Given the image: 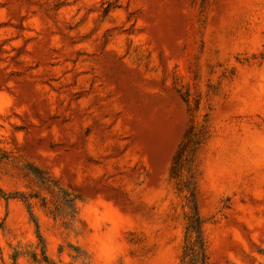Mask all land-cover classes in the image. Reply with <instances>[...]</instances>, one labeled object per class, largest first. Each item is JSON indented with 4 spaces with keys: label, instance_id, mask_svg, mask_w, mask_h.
I'll return each mask as SVG.
<instances>
[{
    "label": "rangeland",
    "instance_id": "obj_1",
    "mask_svg": "<svg viewBox=\"0 0 264 264\" xmlns=\"http://www.w3.org/2000/svg\"><path fill=\"white\" fill-rule=\"evenodd\" d=\"M0 264H264V0H0Z\"/></svg>",
    "mask_w": 264,
    "mask_h": 264
},
{
    "label": "trees",
    "instance_id": "obj_2",
    "mask_svg": "<svg viewBox=\"0 0 264 264\" xmlns=\"http://www.w3.org/2000/svg\"><path fill=\"white\" fill-rule=\"evenodd\" d=\"M193 232H194L193 229H191L190 233H189L188 242H189L190 249L197 250V248H198V246L200 244V241L197 240L196 238H194Z\"/></svg>",
    "mask_w": 264,
    "mask_h": 264
}]
</instances>
